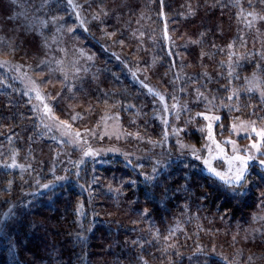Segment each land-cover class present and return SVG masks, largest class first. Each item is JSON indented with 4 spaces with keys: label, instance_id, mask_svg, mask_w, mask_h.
<instances>
[{
    "label": "trees",
    "instance_id": "1",
    "mask_svg": "<svg viewBox=\"0 0 264 264\" xmlns=\"http://www.w3.org/2000/svg\"><path fill=\"white\" fill-rule=\"evenodd\" d=\"M72 1L103 137L56 134L0 66V264H264V138L237 181L188 156L208 105L217 138L242 147V122L264 128V0ZM66 3L42 8L64 15ZM185 97L181 147L160 104L171 114ZM108 134L118 145L94 158Z\"/></svg>",
    "mask_w": 264,
    "mask_h": 264
},
{
    "label": "rangeland",
    "instance_id": "2",
    "mask_svg": "<svg viewBox=\"0 0 264 264\" xmlns=\"http://www.w3.org/2000/svg\"><path fill=\"white\" fill-rule=\"evenodd\" d=\"M50 1L0 0V66L13 68L22 88L34 96L38 114L44 120H50L48 125L56 134H75L80 142L91 134L103 137L82 92L86 70L94 62V57L79 33L78 8L69 0L70 4L61 7L64 15L54 8L49 12L43 10L42 5L46 6ZM186 98L181 100L178 108H171V114L163 103L160 104V118L164 122L170 119L171 131L181 147L184 145L177 118ZM193 118L205 120L204 138L199 146L191 145L188 156L198 161L206 172L227 181L239 180L261 152L264 128L242 122V130L248 133L249 140L241 147L236 141V133L221 139L215 136L213 126L219 118L216 109L208 105L204 111H197ZM60 119H77L81 125L70 129V125L65 124L58 129L56 121ZM239 123L236 128L241 125ZM114 127L112 123L107 124L109 129ZM107 137L110 138L108 142L89 148L88 152L94 158H97L98 150L110 144L118 145L120 137L113 134Z\"/></svg>",
    "mask_w": 264,
    "mask_h": 264
}]
</instances>
